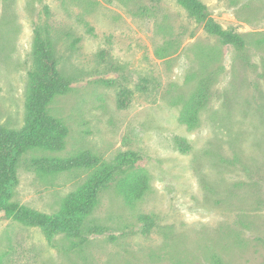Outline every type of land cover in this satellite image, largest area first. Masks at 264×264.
<instances>
[{"label":"rangeland","instance_id":"rangeland-1","mask_svg":"<svg viewBox=\"0 0 264 264\" xmlns=\"http://www.w3.org/2000/svg\"><path fill=\"white\" fill-rule=\"evenodd\" d=\"M202 1L245 48L207 33L177 0H0V124L24 125L36 25L51 26L71 81L49 105L68 127L65 146L23 155L14 199L57 214L95 171L46 173L34 157L90 150L113 168L88 220L103 233L72 249L63 235L52 244L41 227L1 217L0 264H264V0ZM204 79L209 102L191 127L183 117ZM124 171L149 177L135 204L118 191Z\"/></svg>","mask_w":264,"mask_h":264},{"label":"trees","instance_id":"trees-1","mask_svg":"<svg viewBox=\"0 0 264 264\" xmlns=\"http://www.w3.org/2000/svg\"><path fill=\"white\" fill-rule=\"evenodd\" d=\"M189 15L210 35L217 37L223 44L237 49L246 47L247 41L241 33L224 27L210 13L202 0H177ZM46 18L50 17V6H44ZM88 32L94 34V27L85 22ZM264 44V38L256 40ZM32 65L28 72L29 86L26 97V116L23 127L15 129L0 124V218L14 217L27 225L41 227L50 243L54 244L59 235L73 241L72 249L81 247L87 236L103 233L106 227L90 222L99 203V194L107 186L113 176V168L99 165V158L90 150L61 158L41 156L31 159V164L46 173H57L75 169L95 170L85 181L72 191L65 199L62 210L57 214H46L20 204L14 199L15 187L19 182V165L23 155L32 149L42 148L60 151L65 146L68 127L57 117L50 114L49 105L58 95L69 92L71 81L58 68L56 46L52 39L51 26L48 23L38 24L34 28ZM130 91L124 89L120 94L119 105L125 107ZM210 98V86L202 80L192 97L189 110L183 121L193 127L199 120L201 110ZM182 149L190 148L181 139ZM126 163V160H123ZM128 163L130 161H127ZM124 176L117 181L119 193L129 204L142 199L150 188V180L146 173L135 175L123 172ZM145 233L152 231L149 217L142 215ZM77 239V240H75ZM75 240V241H74Z\"/></svg>","mask_w":264,"mask_h":264}]
</instances>
